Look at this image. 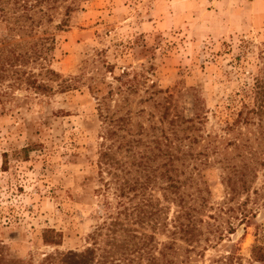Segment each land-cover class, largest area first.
Segmentation results:
<instances>
[{
  "label": "rangeland",
  "instance_id": "obj_1",
  "mask_svg": "<svg viewBox=\"0 0 264 264\" xmlns=\"http://www.w3.org/2000/svg\"><path fill=\"white\" fill-rule=\"evenodd\" d=\"M68 3L76 8L69 27L58 34L52 66L64 79L84 74L83 83L39 99L0 102V244L26 261L37 262L56 249H83L97 221L100 121L85 80L93 75L90 63L99 52L113 68L104 82L125 66L145 70L149 84L169 90L186 117H195L197 106L205 108V131L232 122L242 103L252 101L254 82L264 74V0H64L59 5ZM141 99L135 97L131 107L147 106ZM222 165L212 161L197 177L206 183L204 194L213 206L203 217L220 228L205 231L190 253L180 241L178 258L190 257L176 258V264H264V195L230 199ZM255 185H264V166ZM229 206L233 210L225 211ZM244 213L248 220L241 223ZM47 227L61 233V245L43 241Z\"/></svg>",
  "mask_w": 264,
  "mask_h": 264
},
{
  "label": "trees",
  "instance_id": "obj_2",
  "mask_svg": "<svg viewBox=\"0 0 264 264\" xmlns=\"http://www.w3.org/2000/svg\"><path fill=\"white\" fill-rule=\"evenodd\" d=\"M63 1L0 0V102L39 99L83 83L84 74L68 80L52 66L58 34L69 27L68 17L76 8L59 5ZM102 53L91 60L93 75L85 80L100 121L101 184L95 190L101 209L87 244L79 251L46 252L37 262L14 258L0 244V264H176V258L184 262L190 255L178 258L180 241L190 253L205 231L220 228L203 217L213 206L204 194L209 193L206 183L197 178L212 161L223 164L222 183L230 199L245 194L248 201L253 193L255 198L264 195V185H255L264 166V74L254 82L252 101L242 103L232 122L225 120L205 131V108L197 106L195 117H186L169 90L149 84L145 70L125 66L104 82L113 68ZM137 96L142 98L139 104L147 106L132 108ZM246 213L241 223L247 222ZM206 216L216 218L214 213ZM42 238L62 244L61 233L50 227ZM204 241L210 242L208 235Z\"/></svg>",
  "mask_w": 264,
  "mask_h": 264
}]
</instances>
